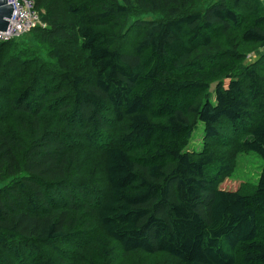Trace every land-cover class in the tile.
<instances>
[{"label":"trees","instance_id":"16d2710c","mask_svg":"<svg viewBox=\"0 0 264 264\" xmlns=\"http://www.w3.org/2000/svg\"><path fill=\"white\" fill-rule=\"evenodd\" d=\"M32 1L48 60L0 41V264H264V170L221 187L264 160L262 0Z\"/></svg>","mask_w":264,"mask_h":264},{"label":"rangeland","instance_id":"374dc122","mask_svg":"<svg viewBox=\"0 0 264 264\" xmlns=\"http://www.w3.org/2000/svg\"><path fill=\"white\" fill-rule=\"evenodd\" d=\"M160 17L150 15L144 17L146 20L159 19ZM18 43L21 47L30 45L36 50L40 51V55L48 60V49L38 44L29 34L19 38ZM215 84L211 86L212 102L215 103ZM205 126L203 123L198 122L196 125L192 140L187 148L189 152H199L202 149V142L204 136ZM264 170V160L255 153H245L237 158L235 169L233 173V179H228L221 185L223 189L237 191L240 187L244 186L245 192H251L258 184L260 176Z\"/></svg>","mask_w":264,"mask_h":264},{"label":"built area","instance_id":"2783aa9c","mask_svg":"<svg viewBox=\"0 0 264 264\" xmlns=\"http://www.w3.org/2000/svg\"><path fill=\"white\" fill-rule=\"evenodd\" d=\"M13 6V15L6 32H0V41L9 42L29 33L40 24L32 0H8Z\"/></svg>","mask_w":264,"mask_h":264},{"label":"water","instance_id":"95a60500","mask_svg":"<svg viewBox=\"0 0 264 264\" xmlns=\"http://www.w3.org/2000/svg\"><path fill=\"white\" fill-rule=\"evenodd\" d=\"M13 15V6L8 0H0V32H6Z\"/></svg>","mask_w":264,"mask_h":264},{"label":"crops","instance_id":"0c3cea01","mask_svg":"<svg viewBox=\"0 0 264 264\" xmlns=\"http://www.w3.org/2000/svg\"><path fill=\"white\" fill-rule=\"evenodd\" d=\"M263 4H264V0H262Z\"/></svg>","mask_w":264,"mask_h":264}]
</instances>
